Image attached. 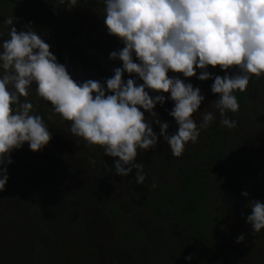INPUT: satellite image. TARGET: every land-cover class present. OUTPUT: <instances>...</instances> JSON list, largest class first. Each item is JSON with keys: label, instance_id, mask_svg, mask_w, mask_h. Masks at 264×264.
<instances>
[{"label": "rangeland", "instance_id": "1", "mask_svg": "<svg viewBox=\"0 0 264 264\" xmlns=\"http://www.w3.org/2000/svg\"><path fill=\"white\" fill-rule=\"evenodd\" d=\"M19 1L21 4L8 0L0 10V40L9 38L11 26L3 25L5 18L12 17L18 30L31 21L33 30L38 29L77 81L92 78L103 82L113 75L114 67L120 66L121 62L109 60V53L123 45L107 34L101 18L103 0H88L71 12L61 6L55 13L51 5L55 0ZM90 9L94 10L85 19L82 15ZM209 71L224 75L218 67L209 66ZM169 75L185 79L182 74ZM189 81L205 96L200 111L216 112L210 103L219 98L211 92L213 80L192 77L186 79ZM30 91L27 99L48 123L53 139L40 152L30 151L27 143L12 152L14 163L8 165L6 190L0 191V264L7 260L4 249L20 253L17 264H264V229L252 235L251 226L245 222L251 211L245 207L246 201H264V77L253 76L249 82L246 92L251 111L228 113L238 121L237 127L225 129L218 113L211 125L220 126L228 135V145L237 151V159L232 169L226 164L221 167L222 180L211 184L221 214L213 222L216 240L204 247L199 241L188 242L184 227L169 218L153 216L139 199L140 191L150 200L158 198L160 186L171 187L177 179L182 156L174 157L162 138L156 149L139 152L137 162L143 163L146 178L137 185L135 170L127 177L115 175L112 157L104 155L100 146L89 147L71 136V122L63 121L49 102L37 97L35 85ZM173 106L174 102L168 100L156 107L158 118L170 125L169 134L178 127L166 111ZM194 118L199 123V112ZM153 128L159 131L158 125ZM205 130H201L198 142H189L185 150L199 149ZM26 170H33L35 175L30 176ZM242 190L250 195L242 196ZM107 200H114L128 213L129 238L118 235L103 214ZM166 229L171 230L167 238ZM241 233L245 240L237 244L236 237ZM36 241L45 255L32 253ZM189 253L195 254L191 261L184 259Z\"/></svg>", "mask_w": 264, "mask_h": 264}, {"label": "clouds", "instance_id": "2", "mask_svg": "<svg viewBox=\"0 0 264 264\" xmlns=\"http://www.w3.org/2000/svg\"><path fill=\"white\" fill-rule=\"evenodd\" d=\"M81 3L88 0H55L51 5L54 13L61 6L71 12ZM103 4L107 34L123 45L109 53V60L121 63L103 82L74 79L31 21L19 30L12 17L2 21L11 27L9 38L0 40V191L6 190L14 150L27 143L30 151L40 152L53 139L48 123L27 99L33 85L38 98L71 122V136L89 147L100 146L113 158L115 175L127 177L135 170V183L142 185L146 174L143 163L137 162L140 151L156 149L162 138L179 158L185 146L196 144L201 130L216 121L217 113L225 129L237 127L238 121L228 116L240 109L234 93L247 91L253 76L264 77V0H103ZM209 66L224 75L209 71ZM192 77L213 80L211 92L219 98L210 103L216 112L200 111L205 96L186 82ZM168 100L174 106L166 111L178 126L172 134L156 111ZM197 112L199 123L194 118ZM241 195L250 193L242 190ZM245 207L251 209L245 220L250 234L260 233L264 201L248 199ZM244 240L241 233L235 243ZM194 256L189 253L184 259Z\"/></svg>", "mask_w": 264, "mask_h": 264}, {"label": "trees", "instance_id": "3", "mask_svg": "<svg viewBox=\"0 0 264 264\" xmlns=\"http://www.w3.org/2000/svg\"><path fill=\"white\" fill-rule=\"evenodd\" d=\"M16 1L20 3L19 0ZM7 2L8 0H0V10L5 9ZM91 14L92 9L82 16L87 19ZM234 94L241 106L246 104L244 92L236 91ZM245 118L250 120L251 116L247 115ZM221 134L220 126L207 129L203 144L199 149L187 148L184 151L174 184L171 187L160 186L161 194L158 198L150 200L146 196L143 200L145 207L153 213V216L160 215L166 219L174 220L177 225L186 229L188 242L199 241L198 244H201L202 247L216 240L213 222L221 214L218 207L219 201L213 199L215 196L212 194L211 184L222 180L221 167L226 164L232 169L231 164L237 159V151L230 149L229 145L227 147L225 139H223L224 141L219 139ZM202 159L204 162L200 163ZM26 173L30 176L35 175L33 170H26ZM102 211L109 219L113 230L123 238H129L128 213L120 208L114 200L104 201ZM21 225L26 228L27 223L23 222ZM21 225L17 224V227L20 228ZM166 230L164 236L167 238L170 237L171 230ZM37 243L38 241H36V247L33 248L32 253L45 255V251H41L39 243ZM4 251L7 254V260H3L2 264L18 263L16 260L20 255L19 252L11 251L9 253L6 249Z\"/></svg>", "mask_w": 264, "mask_h": 264}, {"label": "flooded vegetation", "instance_id": "4", "mask_svg": "<svg viewBox=\"0 0 264 264\" xmlns=\"http://www.w3.org/2000/svg\"><path fill=\"white\" fill-rule=\"evenodd\" d=\"M94 9H92V11H93ZM244 96H245V99H246V104L245 105H243V106H241L240 105V109H243L244 111H247V110H250L249 108V104L247 103V99H248V97H247V92L245 91L244 92ZM251 111V110H250ZM245 117V116H244ZM244 120V119H243ZM214 126H218V125H213V126H210L209 128H207L208 130L209 129H211L212 127H214ZM206 129V130H207ZM206 130L203 132V135H202V138H201V144H203V140H204V138H205V132H206ZM227 138H228V135L227 136H225V133H224V131L222 130V134H221V136H219V139L220 140H222V141H224L223 139H225V141H226V146L228 147V142H227ZM229 139V138H228ZM230 141V140H229ZM200 148V147H199ZM230 149H231V147H230ZM182 157H183V154H182ZM181 160H182V158H181ZM181 163V162H180ZM178 172V171H177ZM144 198H145V196L143 195V192L142 191H140V195H139V199H141L140 201H143L144 200Z\"/></svg>", "mask_w": 264, "mask_h": 264}]
</instances>
